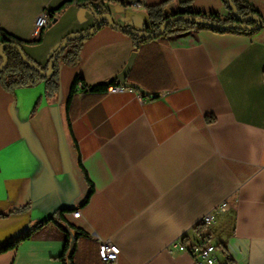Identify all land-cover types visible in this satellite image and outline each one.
<instances>
[{
    "label": "crops",
    "instance_id": "obj_1",
    "mask_svg": "<svg viewBox=\"0 0 264 264\" xmlns=\"http://www.w3.org/2000/svg\"><path fill=\"white\" fill-rule=\"evenodd\" d=\"M163 1L171 12L182 0L102 4L118 27L139 30ZM244 1L262 18L251 35L200 29L135 47L104 23L82 41L77 64L60 62L53 96L43 81L0 85V246L64 209L0 252V264H62L66 235L74 264H109L96 238L119 248L117 264H195L168 251L178 239L214 244V264H264V0ZM190 5L223 11L221 0ZM43 11L49 20L34 36ZM95 23L76 0H0V32L39 64ZM131 52L133 86L71 92L75 76L89 87L108 81ZM207 213L213 220L197 233Z\"/></svg>",
    "mask_w": 264,
    "mask_h": 264
},
{
    "label": "trees",
    "instance_id": "obj_2",
    "mask_svg": "<svg viewBox=\"0 0 264 264\" xmlns=\"http://www.w3.org/2000/svg\"><path fill=\"white\" fill-rule=\"evenodd\" d=\"M80 4L88 7L96 17V23L88 29L69 33L59 43L58 47L50 55L45 64H39L30 59L23 51L22 40L8 34L1 33L0 40V85L8 90L19 86H31L37 82L45 83L46 94L51 97L58 87V67L60 62L67 65H75L79 62V50L82 41L94 33L102 24L108 23L112 27L119 28L130 34L133 44L138 47L141 43L151 39L161 38L171 33H182L191 30L209 29L216 32H229L244 35H251L262 27V18L253 6L244 0H221L223 11H203L191 7V0H182L179 7L171 12H164L163 1L157 5L148 7V24L141 29H131L118 27L110 18L98 20L101 15L108 14V11L102 4V1L96 0H76ZM65 2L55 11L65 6ZM168 22L163 28L161 34H157L163 23ZM4 62V65L1 64ZM82 81L79 76H75L71 85V92L76 89L77 82ZM117 79L111 77L108 81L98 83L92 86H83L84 91H103L110 84L117 83ZM85 89V88H84ZM91 192V191H90ZM86 199L89 197V194ZM64 209L58 210L55 214L36 223L30 229L21 233L14 239L0 246V252L16 247L21 241L29 239L33 232L49 221L58 222ZM204 224L199 223L195 228L197 233H201ZM63 230L64 227H60ZM62 264L73 263V247L69 246V239L66 235L64 248L58 256ZM228 264V263H226Z\"/></svg>",
    "mask_w": 264,
    "mask_h": 264
},
{
    "label": "built area",
    "instance_id": "obj_3",
    "mask_svg": "<svg viewBox=\"0 0 264 264\" xmlns=\"http://www.w3.org/2000/svg\"><path fill=\"white\" fill-rule=\"evenodd\" d=\"M49 16L50 15L48 11H43L36 17L33 27L34 36H38L40 34L42 28L48 22ZM76 89L79 91L87 90L81 81L77 82ZM124 90H126V87L122 84H117L115 86L109 85L107 87L108 92H118ZM221 206H223V203ZM80 212V209L76 208L71 212V216L79 217ZM212 220L213 215L211 213H207L200 219V223L207 225L210 224ZM96 243L99 260L103 263L117 264L119 248L115 244L105 239L96 238ZM173 250L187 251L192 256L195 264H214L216 261V246L207 241L199 240L187 243L182 239H178L170 243L168 247V251L170 253H172Z\"/></svg>",
    "mask_w": 264,
    "mask_h": 264
},
{
    "label": "water",
    "instance_id": "obj_4",
    "mask_svg": "<svg viewBox=\"0 0 264 264\" xmlns=\"http://www.w3.org/2000/svg\"><path fill=\"white\" fill-rule=\"evenodd\" d=\"M108 18H110V15L104 14V15H101L98 20L108 19ZM167 22H168V19L163 23V25L161 26V28L159 29L157 34H161L163 32V28ZM134 56H135V52H131V54L129 55L127 62L124 65V67L122 68V70L118 74L113 76L114 78H116L119 81L120 84H122L125 87L126 86H133V85L126 82V76H127L128 71H129V68L132 64ZM3 65H4V62L1 64V66H3Z\"/></svg>",
    "mask_w": 264,
    "mask_h": 264
},
{
    "label": "rangeland",
    "instance_id": "obj_5",
    "mask_svg": "<svg viewBox=\"0 0 264 264\" xmlns=\"http://www.w3.org/2000/svg\"><path fill=\"white\" fill-rule=\"evenodd\" d=\"M142 21H139V24L141 23ZM147 24V23H146Z\"/></svg>",
    "mask_w": 264,
    "mask_h": 264
}]
</instances>
